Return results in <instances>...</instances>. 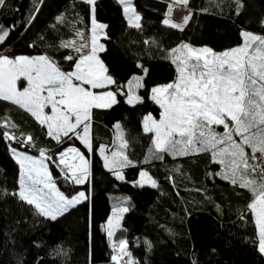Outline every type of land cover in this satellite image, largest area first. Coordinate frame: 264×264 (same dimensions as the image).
Instances as JSON below:
<instances>
[{
    "label": "snow or ice",
    "instance_id": "1",
    "mask_svg": "<svg viewBox=\"0 0 264 264\" xmlns=\"http://www.w3.org/2000/svg\"><path fill=\"white\" fill-rule=\"evenodd\" d=\"M81 2L89 6L90 12L87 39L84 31L75 27L81 21L74 17L73 38L61 40L59 45L74 53L64 57L71 62L70 70H64L46 53L13 56L0 52V101L9 102L29 114L44 130L45 136L57 145L75 140L81 147L69 143L54 154H50L49 148H38V155H31L20 148H36L33 135L18 132L19 126L10 116L0 117V140L7 144L19 169L16 190L8 192L0 188V195L17 198L21 204L29 206L34 215L50 221H57L77 206L88 203L91 235V157L94 153L102 158L104 168L116 181L152 188H158L159 183L143 168L136 180L127 181L124 170L134 167L135 162L127 154L130 142L119 121L113 125L114 147L94 146L95 110L111 109L119 103V96L125 97L129 105L142 103L144 98L138 93L146 86L149 69L137 62L139 74L119 84L100 58L106 51L101 41L109 39L106 31L109 26L96 18L97 0ZM42 3L43 0H39L28 25L35 20ZM117 3L128 27L142 30V15L135 0H117ZM189 3L190 0H170L162 24L183 31L193 16ZM233 3L238 16L244 8L243 0H233ZM5 4L6 0H0V8ZM175 8L186 10L181 20L173 19ZM65 19V13H60L52 27L63 24ZM261 25L264 26V20ZM15 30V24L0 25V47ZM239 35L241 42L223 51L209 46L195 47L186 42L164 50L163 58L174 66L175 77L150 89L149 99L159 106L160 113L159 119L148 113L142 120L143 133L151 137L144 163L163 161L166 155L174 159L208 155L210 164L218 167L208 173L210 178L219 177L251 194L246 210L251 213L256 227L257 251L264 256V35L244 29ZM143 43L146 46L157 44L154 39H145ZM13 142L20 148L13 147ZM52 166L67 184L82 189L87 186V190L66 195L57 186ZM173 171L180 172L179 166ZM167 180L175 188L174 176L170 174ZM129 199L117 198L111 214L101 226L112 250L111 264H138L128 251L129 242L117 239V232L123 231L124 214L130 210L123 206ZM146 244L151 248L150 242ZM53 254L67 256L61 246H57ZM42 260L38 258L36 264H42Z\"/></svg>",
    "mask_w": 264,
    "mask_h": 264
},
{
    "label": "trees",
    "instance_id": "2",
    "mask_svg": "<svg viewBox=\"0 0 264 264\" xmlns=\"http://www.w3.org/2000/svg\"><path fill=\"white\" fill-rule=\"evenodd\" d=\"M6 0L0 8V24L9 16L18 15L12 23L16 30L0 47L10 55L36 56L42 54L39 36L49 23L67 8L72 0H43L40 11L30 25L27 24L39 0ZM170 0H135L142 15V30L128 27L117 0H97L96 18L107 24L109 39L102 40L106 51L100 54L109 73L123 85L134 74H139L137 62L149 69L146 86L139 90L143 102L129 105L125 97L111 109L95 110L92 125L94 146L106 144L114 147L113 125L119 121L125 138L130 142L128 156L134 167L124 170L127 181H134L141 168L159 183L137 187L119 182L103 166L98 154L92 160L93 226L89 234V204L77 206L70 214L50 221L34 215L33 210L11 195H0V264H111L112 250L101 226L111 214L117 198H130L124 207L123 231L117 239H126L128 251L138 264H264V256L257 251L256 227L246 204L251 194L234 188L219 177L210 178L209 172L218 170L210 164L209 156L199 154L144 163L151 137L142 131V120L151 113L159 118L160 109L149 99L150 89L170 82L175 77L174 66L163 57L164 50L181 42L195 47L209 46L216 51L238 45L241 29L264 35V0H243L244 8L236 15L233 0H190L192 19L183 31L162 24L166 5ZM208 9L207 12L202 11ZM145 39L157 44L146 46ZM34 45V46H30ZM10 116L18 132L33 135L36 148L13 147L38 155V148H49L50 154L62 150L69 143L81 147L78 141L57 145L47 138L34 119L10 104L0 101V117ZM222 131V129H217ZM83 150V148H82ZM87 155V153H85ZM179 166L180 172L173 170ZM18 165L7 144L0 140V188L14 192L17 188ZM57 186L66 195L87 190L67 184L52 166ZM173 175L175 188L167 177ZM199 189L200 191H197ZM179 192V195H177ZM243 216V219L241 218ZM151 243V248L146 244ZM40 245L36 247L35 245ZM61 246L67 256H55L53 250Z\"/></svg>",
    "mask_w": 264,
    "mask_h": 264
},
{
    "label": "crops",
    "instance_id": "3",
    "mask_svg": "<svg viewBox=\"0 0 264 264\" xmlns=\"http://www.w3.org/2000/svg\"><path fill=\"white\" fill-rule=\"evenodd\" d=\"M62 12L65 13V22L63 24H57L56 27L53 28L52 25L56 23L54 18L49 23L48 28L40 34L39 41L42 45V54L46 53L53 57L60 66L67 71L71 69V62L65 61L64 57L67 55H73L74 53L72 49L61 48L59 46L60 41L73 38L74 17L81 21L80 23H76L75 27L82 29L85 34V39H87L89 35L90 12L89 6L81 2V0H72L69 6ZM41 37H43V39H41Z\"/></svg>",
    "mask_w": 264,
    "mask_h": 264
},
{
    "label": "water",
    "instance_id": "4",
    "mask_svg": "<svg viewBox=\"0 0 264 264\" xmlns=\"http://www.w3.org/2000/svg\"><path fill=\"white\" fill-rule=\"evenodd\" d=\"M23 2H24V0L21 1V5H20L19 9H21ZM18 11L14 15L7 17L0 25H6V26L12 25V23L16 19V16L18 15Z\"/></svg>",
    "mask_w": 264,
    "mask_h": 264
},
{
    "label": "built area",
    "instance_id": "5",
    "mask_svg": "<svg viewBox=\"0 0 264 264\" xmlns=\"http://www.w3.org/2000/svg\"><path fill=\"white\" fill-rule=\"evenodd\" d=\"M176 11H173V18L174 20H181L182 16L186 14V10H183L181 8H175Z\"/></svg>",
    "mask_w": 264,
    "mask_h": 264
},
{
    "label": "rangeland",
    "instance_id": "6",
    "mask_svg": "<svg viewBox=\"0 0 264 264\" xmlns=\"http://www.w3.org/2000/svg\"><path fill=\"white\" fill-rule=\"evenodd\" d=\"M175 11H176V9H174ZM174 19V18H173ZM157 119H159V118H157Z\"/></svg>",
    "mask_w": 264,
    "mask_h": 264
}]
</instances>
